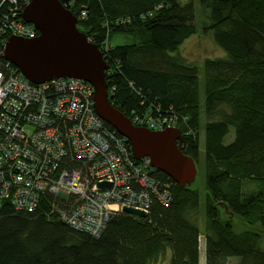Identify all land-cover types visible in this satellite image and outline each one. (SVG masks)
Masks as SVG:
<instances>
[{"label": "trees", "instance_id": "obj_1", "mask_svg": "<svg viewBox=\"0 0 264 264\" xmlns=\"http://www.w3.org/2000/svg\"><path fill=\"white\" fill-rule=\"evenodd\" d=\"M197 1L207 12L202 30L223 52L204 58L200 72L177 53L195 31L191 0H59L105 46L109 102L126 117L174 114L177 147L200 176L180 187L151 172L169 186V203L153 201L144 218L117 212L97 237L65 224L63 203L47 193L32 213L4 202L0 264H199L200 234L204 264H264V0ZM9 6L0 2V18Z\"/></svg>", "mask_w": 264, "mask_h": 264}, {"label": "built area", "instance_id": "obj_2", "mask_svg": "<svg viewBox=\"0 0 264 264\" xmlns=\"http://www.w3.org/2000/svg\"><path fill=\"white\" fill-rule=\"evenodd\" d=\"M5 1L11 6L0 18V209L8 201L32 212L47 193L63 203L65 224L97 237L123 206L146 214L153 201L169 203V186L151 175L149 160H136L126 139L95 113L88 82L61 77L33 83L2 59L7 36L38 34L20 17L29 0ZM112 89L106 84L107 96ZM155 112L131 110L127 118L150 130L177 128L174 115Z\"/></svg>", "mask_w": 264, "mask_h": 264}, {"label": "water", "instance_id": "obj_3", "mask_svg": "<svg viewBox=\"0 0 264 264\" xmlns=\"http://www.w3.org/2000/svg\"><path fill=\"white\" fill-rule=\"evenodd\" d=\"M20 17L32 24L38 34L33 38L7 36L2 46L4 60L33 83L61 77L88 82L95 113L126 139L136 160L146 157L153 172H162L180 187L194 181L196 165L175 143L181 135L179 129L150 130L135 126L109 102L104 79L108 65L97 46L77 29L76 15L64 8L59 0H29ZM104 185L107 183H98L100 187ZM121 210L137 218L146 216L132 207L123 206Z\"/></svg>", "mask_w": 264, "mask_h": 264}, {"label": "rangeland", "instance_id": "obj_4", "mask_svg": "<svg viewBox=\"0 0 264 264\" xmlns=\"http://www.w3.org/2000/svg\"><path fill=\"white\" fill-rule=\"evenodd\" d=\"M181 4L187 2V0H180ZM193 3V20L192 24L195 27V31L186 37L181 44L177 48V53L181 55L186 61L192 62L199 67V72L201 71V63L202 60L206 57H220L223 55L221 49H219L212 40L211 33L208 31H203L202 26L205 25L207 21V12L204 8H202L197 0H191ZM77 27L80 25L77 23ZM201 77V74H199ZM201 88V85H200ZM202 95V93H201ZM202 131L199 130V149L202 150ZM232 138V129H230L229 133L224 139V142H228ZM200 169H197L196 180L199 179ZM251 187V186H250ZM240 222V221H239ZM235 229L240 230L244 225L242 223H238L235 220ZM203 217L199 218V227L200 232L203 230ZM262 243L261 246H264V234L262 235ZM199 245V264H204L205 256H204V240L202 234L199 235L198 239ZM237 261L235 258H231L228 260V264H234Z\"/></svg>", "mask_w": 264, "mask_h": 264}, {"label": "bare ground", "instance_id": "obj_5", "mask_svg": "<svg viewBox=\"0 0 264 264\" xmlns=\"http://www.w3.org/2000/svg\"><path fill=\"white\" fill-rule=\"evenodd\" d=\"M160 112H161V110H159ZM165 113V112H164ZM167 113H168V111H167ZM174 115V114H173ZM175 116V115H174ZM48 194H46V196H47ZM43 196V195H42ZM43 197H45V196H43ZM41 198V197H40ZM39 204V203H38ZM32 213V212H31ZM149 213V212H148Z\"/></svg>", "mask_w": 264, "mask_h": 264}]
</instances>
